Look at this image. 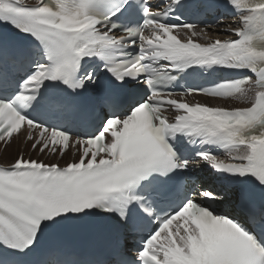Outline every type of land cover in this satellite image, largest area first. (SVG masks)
Listing matches in <instances>:
<instances>
[{"label": "bare ground", "instance_id": "bare-ground-1", "mask_svg": "<svg viewBox=\"0 0 264 264\" xmlns=\"http://www.w3.org/2000/svg\"><path fill=\"white\" fill-rule=\"evenodd\" d=\"M19 142L14 140L12 143L4 149H0V159L2 162L9 164L10 160H12L17 151H18Z\"/></svg>", "mask_w": 264, "mask_h": 264}]
</instances>
